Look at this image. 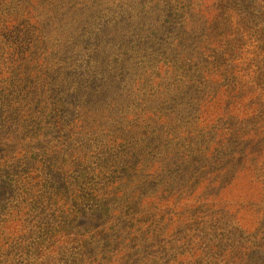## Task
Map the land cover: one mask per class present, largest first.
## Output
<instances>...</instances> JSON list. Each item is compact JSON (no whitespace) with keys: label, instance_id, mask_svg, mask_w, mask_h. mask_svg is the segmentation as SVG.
Wrapping results in <instances>:
<instances>
[{"label":"trees","instance_id":"obj_1","mask_svg":"<svg viewBox=\"0 0 264 264\" xmlns=\"http://www.w3.org/2000/svg\"><path fill=\"white\" fill-rule=\"evenodd\" d=\"M62 1L64 4L72 0ZM124 1L126 7L118 10L122 12L115 22L102 20L99 33L89 35L88 39L106 48L111 42L110 23L120 28L135 19L139 24L133 34L138 41L133 48L142 51L151 66L161 60L153 51L161 45L159 39L165 50H169L163 56H170L167 65L157 67V75L166 72L170 76L169 92L152 109L156 111H145L152 121L151 127L146 126L139 133L137 127L130 128L137 132L132 139L137 140L139 135V141L144 139V146L154 148L159 157L148 159L147 154L142 160L136 154L141 148L129 151V156L115 161L122 165L123 178L106 182L99 195L87 194L79 186V181L87 175L85 170L80 180L69 183L72 167L83 161V150H76L70 165L65 159L61 166L47 160L34 163L31 183L39 186L42 178L38 175L48 174V183L55 194L45 209L50 212L55 208L54 213L42 224L33 221L26 225L23 219L13 221L9 211L8 217L0 221V257L11 258L9 250L15 244L26 257L21 264H58L57 256L73 248L77 253L64 264H261L264 262V244L259 243L263 236L261 224L246 229L239 214L251 204L247 206V200L238 197L233 205L228 198L231 187L247 167L256 181L264 168V0ZM33 4L34 0H28L18 14L0 13V111L3 110L0 155L4 156L0 157V210L5 198L14 191L6 177H2L9 174L5 149L15 145L19 156L26 151H40L44 145L42 138L34 137L36 134L20 138L25 131L19 127L30 116L25 110L16 112L10 101L12 95L29 86L37 76L36 73L27 76L30 65L23 60L36 52L31 51L33 48L38 50L43 46L48 52L53 40L59 41V45L57 51L51 50L55 56L65 58L73 43L75 47L87 43L79 35L81 30L85 32L84 23L94 15L92 12L90 16L79 15L77 27L72 24L57 30L52 39L45 36L50 28L36 17L31 9ZM133 9L138 13L135 17L128 11ZM60 13L57 11L54 16L58 25L72 21ZM175 13L181 17L182 25H174ZM150 14H163L164 18L158 30L152 32L143 28V17ZM22 22L35 34L32 49L26 53L5 42L13 29L19 33L17 39L29 36L24 33V27L21 32ZM58 25H55L57 29ZM170 34L175 35L171 43ZM68 37H72L70 43L66 41ZM96 57L101 58L100 52ZM33 61L41 65L48 64L49 59L42 54ZM54 67L55 63L46 65L38 77L51 94L58 90L53 83L59 82L58 87L64 88L69 80V72ZM77 81H82V77ZM81 101L77 91L66 93L52 111L51 133L59 142L64 132L83 131L82 124L86 122L94 123L90 129L99 123L86 105L80 107L84 111L83 119L76 117L75 108ZM12 120L14 124L21 123L17 130H13ZM164 127L167 132H163ZM148 132L152 136L147 140ZM2 136H6L4 140ZM117 140L114 143L127 141L123 135ZM165 141L174 144L166 147L162 155ZM27 186L30 192L35 190L29 183ZM29 191L25 189L23 194L26 196ZM93 200L95 205L90 211L81 207ZM113 204L117 205L113 207ZM117 215L126 222V229L118 235L114 225L119 224H114L118 221L113 218ZM34 236L33 244L27 245L28 238Z\"/></svg>","mask_w":264,"mask_h":264},{"label":"rangeland","instance_id":"obj_2","mask_svg":"<svg viewBox=\"0 0 264 264\" xmlns=\"http://www.w3.org/2000/svg\"><path fill=\"white\" fill-rule=\"evenodd\" d=\"M150 1L152 2L153 0ZM27 2L26 0H0V13L2 15L8 13L10 15L18 14L22 11L23 7L27 5ZM62 2V0H34L31 9L35 11V15L40 22L45 23L47 28H50L49 32H45V36L50 35L54 37L52 39H55L54 35L57 33V30H62L64 27H69L72 24L77 27L79 24L77 21L79 15L87 14V16H90V12L94 14L84 23L86 25L84 28L85 32L81 30V34L79 35L83 37L85 41H91H87L86 44L81 46L77 45V47H75L73 45L75 43H73L72 47L66 53V56H64L65 58H61V55H59V57L55 56L54 51L58 50L59 45V41H57L58 43H54L55 40H53L50 47H48V52L42 49L43 46L39 47L38 50L37 48L31 50L35 41V34L31 27L23 26L24 22L20 23L21 25L23 24L21 26V32H23L24 27V33H28L29 36L24 35L22 38L17 39L19 33L14 31L15 29L8 33L12 35L11 37L5 35V37H7L5 42H10L12 44H3L19 47L20 51H25V53L29 50L36 51L32 53V56H26L23 62L24 64L26 63V65H30L28 68L29 74L27 76L29 77L31 73H36L37 76L29 86L23 87L21 91L16 92L15 96L12 95L10 101L15 106L14 110L16 112L23 113L22 110H25L26 115L30 116V118L23 121V124L19 123L21 124L19 129L22 128V130L25 131L24 134L20 135V138L26 139L29 137L28 135L36 134L34 137L38 136L39 139L42 138L44 145L40 151H26L19 156L16 155L18 149L15 150V145H11L8 150L5 149L6 153L4 154L8 155L9 174L6 176L3 175L2 177H6L5 180L12 186L14 191L4 200L3 208L0 210V221L8 217L9 211H11L10 215L13 221L17 223L19 219H23L26 225L30 223L33 224V221L42 224L49 215H53L55 208H51V211L48 212L45 209V205L48 203L49 199L54 196V189L48 183V174H39L38 177L42 178V182L39 186L34 187L36 182L31 183L33 180L32 167L34 163L47 160L48 162L51 161L61 166L62 159H65L66 163L70 165L73 162V159H71L73 158L72 156L76 155V150L79 152L83 150L81 154L84 156L83 161L80 165L76 164V166L72 167V172H70L68 176L69 183H75V181L80 180L81 172L84 173L85 170L87 175L85 174L86 177L79 181V186L84 187V192L87 194L96 192L97 195H99V193L103 191L106 182L112 179L121 180L123 178L122 165L115 162L122 156H129L132 151L134 152L135 148L136 150L141 148V151L136 152L140 159L145 160V155L147 154H149L148 159L159 157L157 155L159 152L154 150V148H147L144 146L142 143L144 139H142L141 142L139 141V135L137 136V140L135 138L132 139V136L136 135L137 132H141L146 126L151 127L150 124L152 121L146 116L147 112L145 111L147 109H156L170 88V76L166 72L157 75L159 71L157 68L158 65L161 64L166 66V63H168L167 60L170 56H163L168 54L169 50H165V44L162 42V39H159L161 45H157L154 50H152L159 55L158 57L161 60L156 62L154 66H151V64H149V58L140 53L142 51H136V49L133 48L134 42L138 41L135 38V34H133V31L139 24L135 19L134 21L125 23L126 26L120 28L115 27L116 23H110V27L113 29L108 39L111 42L106 48L98 45L91 38L88 39L89 35L99 33V30L102 28L100 24H103L102 20L110 21L112 19V21L114 20L115 22V19L118 18V13L122 12L118 10L121 9L122 6L124 8L126 7L124 0H72L64 4H62ZM173 3H175V1H173ZM57 11H61V17H67L72 21L64 25H58L56 18H54ZM128 11L134 14L133 17L138 15L137 11L134 9ZM162 15L163 14L144 15L143 21L145 24L143 28H146V31H155L159 25L164 22ZM173 18L175 20L174 25H182L181 17L177 16V13L174 14ZM55 25H58V29ZM122 28L125 30H120ZM123 36L126 38H122ZM69 37L66 40L68 42L72 39V37ZM174 39L175 35L170 34L168 36L169 43ZM97 52H100V59L96 57ZM42 54L45 55L47 60L49 59V61H47L48 64L39 65L37 62L33 61L34 59H39ZM20 58L22 59V55ZM100 61H102V63H100ZM54 63L55 70L60 67L69 72V80L65 83L64 88L58 87L59 82L53 83V87H56L58 90L53 91L51 94L47 91L48 87L41 85L42 81L38 79V77L43 74L46 65L52 66ZM79 77H82V81H77ZM56 78L57 80L60 79L59 76ZM26 81H28V79H26ZM75 91H77L82 100L79 106L76 105V117L79 115L80 119H83L81 115L84 111L81 110L80 107L86 105L87 109H91L87 111H91L96 115V119L99 123L92 126L90 129V125L94 123L86 122V124H82L83 131L76 130L72 133L64 132L59 142L57 136L51 133L54 124L52 121V111L56 109V105L59 103L61 97L66 95V93ZM82 102L84 103L82 104ZM38 106H41L40 109L37 110V113H34ZM2 111L3 110L0 112ZM64 118L66 117L64 116ZM90 119L92 120L93 117ZM69 120L70 118L67 119V121ZM19 124H14L12 120L13 130H17L16 127ZM132 127H137V132L130 130ZM19 129L18 133L21 131ZM44 129H46V131L43 132ZM163 132H167L165 127ZM121 135H123L127 141H125L124 144L114 143L115 139L120 141L119 137H121ZM151 136L152 135L149 134L146 139L148 140ZM5 137L6 136H2V140H4ZM146 142L147 141H145V143ZM162 144L165 147L162 153V155H164L167 151L166 147L169 148L173 146L174 142L165 141ZM0 157L4 156L0 155ZM247 166H249V164ZM245 170L246 171L240 175L231 187L232 189L228 199L231 204L235 205L238 202L237 198L243 197L245 198L243 201L247 200V206L251 204V206H248L250 210L247 209L239 214L242 218L241 223L249 230L256 224H261L260 231L263 236L259 239V243L264 244V168H261L259 180L257 181L252 178L253 174L249 167ZM102 173H104L103 177H101ZM28 183L34 187L35 190H33V192L29 191V187L27 186ZM25 189L29 191L26 196L23 194ZM33 195L37 198H34ZM94 205L95 201L93 200L92 202H85L81 207H85L88 212ZM116 205L117 204H113V207ZM252 206H254V208H256L255 210H258L259 213L254 212ZM16 217L17 220L15 219ZM113 218L118 221V223L115 221L116 223L114 224H119L114 225L116 229L115 233H122L124 229H126V222L118 215ZM14 224L12 223V226H15ZM39 229L38 226L34 234L36 237L39 233ZM35 236L32 238L27 237V245L33 244V238H35ZM9 251L12 253V257L7 259L5 257L6 255H2V257H0V264H21L25 261L26 257L15 244ZM76 253L77 251L73 248L69 249V251L64 254L58 255V264L69 262ZM261 264H264V262Z\"/></svg>","mask_w":264,"mask_h":264}]
</instances>
